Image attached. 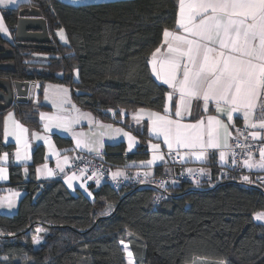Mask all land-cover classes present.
Here are the masks:
<instances>
[{"label":"trees","instance_id":"trees-1","mask_svg":"<svg viewBox=\"0 0 264 264\" xmlns=\"http://www.w3.org/2000/svg\"><path fill=\"white\" fill-rule=\"evenodd\" d=\"M35 6L46 21L50 41L26 46L16 42L18 10ZM178 0H109L68 4L60 0H28L4 12L11 38L13 69L0 68V78L65 84L72 100L106 121H118L120 110L137 107L160 111L167 87L148 67L150 53L165 28H173ZM63 28L65 41L57 37ZM46 53L44 60L36 54ZM74 77V72H77ZM30 100L13 103L18 120L40 129L38 109ZM111 109L112 111H108ZM0 111V121L1 114ZM123 125L139 139L127 152L123 140L104 145L109 170L148 157L152 139L145 127L126 116ZM59 145L66 137L54 135ZM0 129V153L9 151ZM32 161L10 164L7 185L22 191L16 210L0 212V264H126L121 241L127 242L135 264H264V222L253 214L264 211V181H243L244 171L199 185L181 181L165 189L151 184L114 188L89 183L92 196L71 193L60 178L37 180L34 167L43 160L35 146ZM178 166L169 160L154 167L160 174ZM212 175L219 169L213 163ZM133 175V174H132ZM162 194L161 199L155 197ZM111 205V208H109ZM40 229L41 231H37ZM39 237L40 243L33 242Z\"/></svg>","mask_w":264,"mask_h":264},{"label":"snow or ice","instance_id":"snow-or-ice-1","mask_svg":"<svg viewBox=\"0 0 264 264\" xmlns=\"http://www.w3.org/2000/svg\"><path fill=\"white\" fill-rule=\"evenodd\" d=\"M18 0H0V6L7 8L9 5H17ZM176 30H163V41L152 53L148 63L154 76L169 87L165 93L163 114L161 112L148 113L150 119V132L157 137H163V143L167 146V155L179 157L180 160L194 157L198 161L209 158L211 150H220L219 158L226 160L225 149L231 150L229 140L232 138L230 128L234 125L233 114L242 113L244 127L246 129H259L251 131L249 136L253 140H264V0H178ZM3 15H0V33H8ZM61 40H66L63 29L59 30ZM163 49V51H162ZM78 74V70H77ZM68 89L58 87L52 93L53 106L61 113L65 110L63 105L67 102ZM48 99V93H45ZM200 107L202 113H207L210 106L217 115H203L194 119V122H184L193 117V105ZM75 108V106H72ZM79 113V109H76ZM108 111H112L109 109ZM140 109L139 113H144ZM11 113L9 116L11 117ZM42 119L48 123L45 129L51 131L53 127L72 131V126L79 123L81 118L92 122L91 113H82L75 117L62 114H41ZM224 116L228 123H225ZM137 123L139 115L134 116ZM15 128L9 131L7 120L5 121L4 135L16 137L20 142L23 133L28 130L18 122H13ZM111 128V125H99ZM123 130L116 129L119 134ZM74 136H83V133H73ZM128 137L129 149L133 146L135 137L123 132ZM244 135L237 129V138ZM39 138V137H37ZM245 140L248 136L244 137ZM47 142V137H44ZM77 146L88 148L89 151L100 152V147L91 148L88 142L82 145L77 140ZM247 150L251 145L242 146ZM154 151L152 159L141 162L149 167L157 161H164L165 154L160 153V144H152ZM233 157L236 153L232 152ZM17 159H21L19 149ZM7 153L0 160L6 159ZM24 159H27L25 156ZM65 162L69 159L65 157ZM233 164L237 161L233 158ZM243 165L249 169H264V146L259 148V160L256 161L251 151H247V158ZM63 171V168L60 169ZM81 175L86 169H81ZM6 169L0 167V179H6ZM188 174H207L205 168L187 169ZM51 174V173H49ZM139 176L140 173H137ZM147 178L150 173L144 172ZM128 178L121 170L112 173V180L119 177ZM88 179L95 178L100 183V178L93 173ZM68 186L71 188L72 180L77 179L75 173L68 177ZM243 181L251 182L248 176L241 177ZM144 183V180L140 181ZM199 185L197 178L193 181ZM175 183V181H173ZM83 186V185H82ZM159 187L166 189V182L161 181ZM90 195V193H89ZM160 197H157L159 200ZM12 207V203L7 205ZM111 208V205H109ZM257 221H264V211L253 214ZM41 231L40 229L37 230ZM34 243H40L36 237ZM123 244L127 254L128 264H134L133 253L128 244Z\"/></svg>","mask_w":264,"mask_h":264},{"label":"crops","instance_id":"crops-1","mask_svg":"<svg viewBox=\"0 0 264 264\" xmlns=\"http://www.w3.org/2000/svg\"><path fill=\"white\" fill-rule=\"evenodd\" d=\"M28 0H18L17 5H9L7 8H4L0 6V15H3L4 12L9 10L10 8H16L19 4L25 3ZM62 2L78 5V4H86V3H94V2H103V1H109V0H60ZM178 11V6H177ZM177 11L175 16V21L177 18ZM5 22V20H4ZM6 27L9 29L7 24L5 23ZM169 30H176V25H174L173 28H167ZM59 30L57 32V37L60 39L59 36ZM11 33L10 30L8 33H0V42L1 40L10 39ZM66 37V36H65ZM163 32L161 37V42L157 47H160L162 45L163 41ZM61 40V39H60ZM65 41V40H61ZM2 43V42H1ZM5 46L6 44L3 43ZM156 47V48H157ZM155 48V49H156ZM154 49V50H155ZM153 50V51H154ZM152 51V52H153ZM163 51V49H162ZM151 52V53H152ZM2 53V52H1ZM151 53L148 58V61L151 58ZM147 61V62H148ZM7 62V61H4ZM1 63V62H0ZM149 71L152 75V77L159 83L163 84L161 80H158L154 74L151 71V66L148 63ZM74 77H77V72H74ZM31 85L29 86L28 90V100H30L35 106H42L38 109V119L40 121V129H35L27 124L22 123L20 120L17 119L15 113L12 109H2L3 113L1 114V121H0V129H1V137L4 143H12L13 147L9 151H2L0 153V157H3L5 153H7V158L0 160V167L6 169V172L4 175L6 176V179H0V212L7 213V212H14L17 207V202L20 196L22 195V191L7 185L9 183V169L8 166L10 164H21L23 165V171L25 176L27 175V164H29L32 161V153L37 145H41L43 147V160L39 163H37L34 167V174L35 178L37 180H48V179H54V178H60L65 186L68 188V190L71 193H75L77 190L83 192L87 196L91 197V190L88 187L89 183L96 184L95 178L91 179L88 183L87 179L85 178L84 174H76L77 179L72 180V187L70 188L68 186V177L72 176L73 173L68 171L69 164L74 160L77 153H87V154H93L97 157H102L103 151H104V145L108 143H115L118 141L123 140L125 143V150L127 152L133 151L136 149V147L139 144V139L136 135H134L130 130H128L123 125V120L127 116L130 120L131 124H134L135 126L139 127H145L147 134L150 136V139L147 142V148L149 151L148 157L143 160H137L128 164L124 165H117L113 166L110 169L111 174L113 172H116L117 170H121L127 174V177H131L134 172L137 170H144L149 173L154 172V167L160 163L165 162V160H169L172 164L176 163L179 167L180 171L187 172L188 168L193 169H199V168H205L207 171L210 170L211 164L213 163L216 165L219 169H225L229 166L230 160H229V150L225 149L226 152V160L221 161L219 158V151L220 150H211L209 158L204 161H198L194 157L192 158H186L184 160H180L178 156L175 154L173 155H167V146L163 143V137H157L153 133L150 132V119L148 113L150 112H161L163 114V108L160 111L145 108V107H137L136 109L127 112L124 109L120 110V115L118 117V121H106L98 118L90 111L80 107L77 103H75L70 95V88L69 86L65 84L60 83H54V82H44L41 83L39 81H30ZM165 85V84H163ZM167 92L170 90L167 85ZM58 87L67 88L68 94H67V102L63 105V109L65 110L63 113L60 112V110L53 106L52 103V93L55 89ZM48 93L49 98H45V93ZM164 98V104H165ZM163 104V107H164ZM75 106L73 108L72 106ZM214 106H210V110L207 113H202L201 108L197 107L194 103L193 105V117L187 118L184 122H194V119L201 118V115H203L206 119L207 115H217L214 110H212ZM76 109H79V113H77ZM140 109H144V113H139ZM1 111V110H0ZM12 114L11 117L9 114ZM82 113H91L92 122H89V119L87 118H81L79 120V123H76L72 126V131H65L62 128H55L53 127L51 131H48L45 129L44 125L48 123L46 119H42L41 114H47V115H53V114H62L67 115L69 117H75ZM139 115L141 117L140 122L137 123L136 119H134V116ZM221 119L225 120V123H228L226 118L224 116H221ZM7 120L9 131H12L15 128L14 121L18 122L20 125L23 126V128L27 129L28 131L26 133H23L21 136V140L19 143H17L16 137L13 135H9L7 138L4 135V127H5V121ZM111 125V128L107 127H100L99 125ZM232 124L233 127L230 128V131L232 132V138L229 140L230 142L237 137V129L241 131V127H244V120L242 113H234L233 114V121ZM122 129L123 131L119 134L116 133V129ZM251 131H259V129H250ZM123 132L129 133L132 137H135V141L133 142V146L131 149H129V141L128 137L123 135ZM73 133H83V136H74ZM54 135H59L61 137H66L70 140L69 145H59L54 139ZM39 137V138H37ZM44 137H47V142L45 141ZM81 140L82 145L84 142L89 143V147L91 148H97L100 147L102 144L103 146L100 147V152L97 154L96 151H89L88 148H85L83 146L78 147L77 146V140ZM152 144H160V153L165 154V160L164 161H157L154 165L148 166L146 164H142L141 162H146L150 159H152V156L154 154L153 149L151 148ZM264 146V145H263ZM19 149L21 159H17L16 153ZM27 157V159H24V157ZM65 157H68L69 159L67 162H65ZM253 157L256 161L259 160V150L253 154ZM176 158L179 159V161H176ZM63 168V171L60 169ZM244 176H249V174L257 173V172H264V169L260 168H252L249 169L244 166ZM51 173V174H49ZM127 179L122 177H119V179ZM101 181V180H100ZM83 185V186H82ZM90 193V195H89ZM12 203V207L9 208L7 205L8 203ZM264 222V221H262Z\"/></svg>","mask_w":264,"mask_h":264},{"label":"built area","instance_id":"built-area-1","mask_svg":"<svg viewBox=\"0 0 264 264\" xmlns=\"http://www.w3.org/2000/svg\"><path fill=\"white\" fill-rule=\"evenodd\" d=\"M241 132L244 134L239 138L235 137L231 142L232 145L231 150H229V166L225 170L219 171L216 175H212L210 171H207V174L200 176L199 173H195L194 175L188 174V172L180 171L178 166H175L168 171L162 172L160 174H154L153 172L145 178L143 173L147 172L144 170H137L133 173V175L127 179H119L117 181L112 180V174L107 166V164L100 158L93 154L87 153H77L74 160L69 164L68 171L75 174H80L81 169H86L84 172V176L87 179L88 183L91 179L87 177L93 176V173L96 174L100 178L101 181L110 184L114 188H119L122 185H133V184H151L153 186L159 187V183L161 181L166 182V187L169 185L177 184L181 181H189L194 183V179H199L201 183H211L221 180L222 178L230 177L234 174L240 173L244 169L243 160L247 158V151H251L253 154L259 150L260 147L264 145V140H253L250 136V130L245 127H241ZM264 135V133H262ZM245 136H248V139L245 140ZM248 144L251 147L247 150H244L242 147H238L237 145ZM236 153V156L233 157L232 152ZM233 158L237 161L236 164L232 163ZM176 161L179 159L176 158ZM137 173H140L138 176ZM144 180V183L140 181ZM254 180L256 181H264V172H257L254 175ZM175 181V183H173ZM162 189V188H161ZM157 197H162V194H159ZM155 197V201L157 200Z\"/></svg>","mask_w":264,"mask_h":264},{"label":"water","instance_id":"water-1","mask_svg":"<svg viewBox=\"0 0 264 264\" xmlns=\"http://www.w3.org/2000/svg\"><path fill=\"white\" fill-rule=\"evenodd\" d=\"M14 40L21 45L38 46L46 45L50 41L46 21L41 16L40 10L35 6H25L18 10L14 25ZM1 55L10 57V48L0 42ZM0 68L12 70L13 62H1ZM29 80H9L0 78V110L13 103L28 100Z\"/></svg>","mask_w":264,"mask_h":264},{"label":"rangeland","instance_id":"rangeland-1","mask_svg":"<svg viewBox=\"0 0 264 264\" xmlns=\"http://www.w3.org/2000/svg\"><path fill=\"white\" fill-rule=\"evenodd\" d=\"M61 29H63V28H61ZM64 31V30H63ZM65 33V32H64ZM48 57V54H44V53H41V54H36V56L34 57V59L35 60H44V59H46ZM7 213H12V212H7ZM124 242V241H123ZM125 244H128L127 242H124ZM121 246L123 247V244H121ZM129 246V245H128ZM123 249H124V247H123ZM130 250V249H129ZM124 253H125V259H126V264H128V258H127V254H126V252H125V250H124ZM134 260V259H133ZM134 264H135V262H134Z\"/></svg>","mask_w":264,"mask_h":264},{"label":"flooded vegetation","instance_id":"flooded-vegetation-1","mask_svg":"<svg viewBox=\"0 0 264 264\" xmlns=\"http://www.w3.org/2000/svg\"><path fill=\"white\" fill-rule=\"evenodd\" d=\"M2 52V51H1Z\"/></svg>","mask_w":264,"mask_h":264}]
</instances>
